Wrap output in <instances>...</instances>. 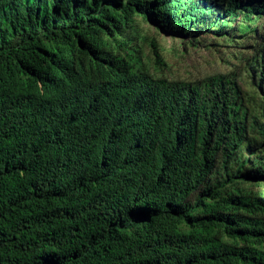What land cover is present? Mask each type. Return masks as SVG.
<instances>
[{
    "label": "trees",
    "instance_id": "1",
    "mask_svg": "<svg viewBox=\"0 0 264 264\" xmlns=\"http://www.w3.org/2000/svg\"><path fill=\"white\" fill-rule=\"evenodd\" d=\"M142 21L246 39L256 94L153 74ZM259 181L264 0H0V264H264Z\"/></svg>",
    "mask_w": 264,
    "mask_h": 264
},
{
    "label": "rangeland",
    "instance_id": "2",
    "mask_svg": "<svg viewBox=\"0 0 264 264\" xmlns=\"http://www.w3.org/2000/svg\"><path fill=\"white\" fill-rule=\"evenodd\" d=\"M142 25L144 58L153 74L169 80L200 82L209 76L231 73L236 75L245 91L256 94L242 61L247 52L246 39L237 36L230 40L221 39L207 33L181 39L161 33L150 23L142 21ZM247 186L264 192V181L258 184L247 182Z\"/></svg>",
    "mask_w": 264,
    "mask_h": 264
}]
</instances>
